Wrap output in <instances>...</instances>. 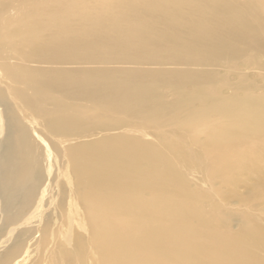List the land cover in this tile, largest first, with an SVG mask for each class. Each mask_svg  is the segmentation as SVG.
I'll list each match as a JSON object with an SVG mask.
<instances>
[{
  "label": "bare ground",
  "instance_id": "1",
  "mask_svg": "<svg viewBox=\"0 0 264 264\" xmlns=\"http://www.w3.org/2000/svg\"><path fill=\"white\" fill-rule=\"evenodd\" d=\"M0 264H264V0H0Z\"/></svg>",
  "mask_w": 264,
  "mask_h": 264
},
{
  "label": "rangeland",
  "instance_id": "2",
  "mask_svg": "<svg viewBox=\"0 0 264 264\" xmlns=\"http://www.w3.org/2000/svg\"><path fill=\"white\" fill-rule=\"evenodd\" d=\"M172 133H173V137H176V139H178V137L180 135L179 131L176 130V132H174V130H173ZM244 191H245V189H241V188L236 189V193L239 195H240V193H244ZM230 203L233 205L235 210L242 211L245 209L241 204H238L237 201H235V200L230 201ZM229 228L231 230H236L238 227L232 225V226H229Z\"/></svg>",
  "mask_w": 264,
  "mask_h": 264
}]
</instances>
